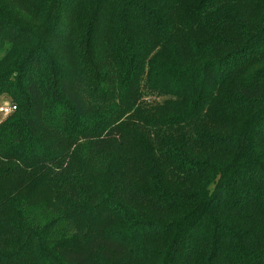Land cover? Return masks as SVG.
<instances>
[{"label":"trees","instance_id":"obj_1","mask_svg":"<svg viewBox=\"0 0 264 264\" xmlns=\"http://www.w3.org/2000/svg\"><path fill=\"white\" fill-rule=\"evenodd\" d=\"M0 264H264V0H0Z\"/></svg>","mask_w":264,"mask_h":264},{"label":"built area","instance_id":"obj_2","mask_svg":"<svg viewBox=\"0 0 264 264\" xmlns=\"http://www.w3.org/2000/svg\"><path fill=\"white\" fill-rule=\"evenodd\" d=\"M16 109H17V106L13 103H10V102L2 103L0 104V117L7 118L11 114H13Z\"/></svg>","mask_w":264,"mask_h":264},{"label":"rangeland","instance_id":"obj_3","mask_svg":"<svg viewBox=\"0 0 264 264\" xmlns=\"http://www.w3.org/2000/svg\"><path fill=\"white\" fill-rule=\"evenodd\" d=\"M0 57H1V55H0ZM6 102L13 103L7 96H3L0 98V104L6 103ZM7 121H8V118H1L0 117V124L5 123Z\"/></svg>","mask_w":264,"mask_h":264}]
</instances>
